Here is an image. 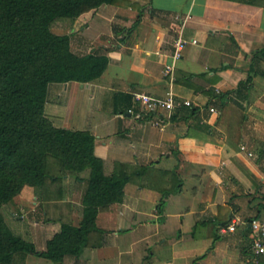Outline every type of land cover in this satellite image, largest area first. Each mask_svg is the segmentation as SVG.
Returning a JSON list of instances; mask_svg holds the SVG:
<instances>
[{
    "label": "crops",
    "instance_id": "crops-1",
    "mask_svg": "<svg viewBox=\"0 0 264 264\" xmlns=\"http://www.w3.org/2000/svg\"><path fill=\"white\" fill-rule=\"evenodd\" d=\"M73 25L72 49H107L109 64L95 81L50 85L47 114L55 123L60 106L74 107L70 97H84L75 129L93 132L106 174L133 175L123 201L100 209L94 246L64 264H251L248 228L222 234L219 226L264 219V0H121L81 13ZM180 35L188 43L173 61ZM170 63L173 82L164 73ZM141 91H173L201 111L160 129L122 111ZM52 190L24 186L13 203L23 214L6 219L39 251L61 223L83 220L77 176L66 174ZM15 264L52 262L28 254Z\"/></svg>",
    "mask_w": 264,
    "mask_h": 264
},
{
    "label": "trees",
    "instance_id": "trees-1",
    "mask_svg": "<svg viewBox=\"0 0 264 264\" xmlns=\"http://www.w3.org/2000/svg\"><path fill=\"white\" fill-rule=\"evenodd\" d=\"M119 1L0 0V264H15L28 254L64 264L82 255L87 246H94L92 234L103 231L97 226L100 209L124 199L133 174L123 169L106 174L104 160L95 153L93 132L57 126L46 112L51 84L95 81L109 64L107 49L75 52L67 29L81 13ZM58 24L66 31H53ZM131 99L126 97L124 113ZM200 111L194 105L182 107L171 119L187 120ZM50 159L58 170L49 168ZM85 170L90 173L82 179L79 174ZM65 174L83 182V220L77 226L61 223L60 231L39 251L10 229L2 208L13 205L24 186L52 190ZM181 183L180 179L175 192L182 189ZM250 259L253 264L251 254Z\"/></svg>",
    "mask_w": 264,
    "mask_h": 264
},
{
    "label": "built area",
    "instance_id": "built-area-1",
    "mask_svg": "<svg viewBox=\"0 0 264 264\" xmlns=\"http://www.w3.org/2000/svg\"><path fill=\"white\" fill-rule=\"evenodd\" d=\"M192 43H197L196 39H192ZM188 43V40L180 35L175 42V48L172 52V60L182 58L183 51ZM174 69L173 63L165 66L164 73L169 76L171 81H174ZM133 106L128 108L127 113L133 116L136 120H143L149 118L151 122L164 129L167 123L171 120L174 113L182 107L192 106L190 99L178 96L173 91H169L166 96H154L146 92H134L133 93ZM211 112H215V108H210ZM241 149H246L245 145H241ZM243 224L248 228L250 232V244L251 255L254 259L264 257V219L252 218V220L240 221L239 219H233L230 223L220 225L219 231L222 234L234 233L237 230V226Z\"/></svg>",
    "mask_w": 264,
    "mask_h": 264
},
{
    "label": "rangeland",
    "instance_id": "rangeland-1",
    "mask_svg": "<svg viewBox=\"0 0 264 264\" xmlns=\"http://www.w3.org/2000/svg\"><path fill=\"white\" fill-rule=\"evenodd\" d=\"M74 26V25H73ZM73 26L72 27H70V28H68L67 29V32H71V30H72V28H73ZM53 31H55V32H57V33H61V32H64V31H66V29H64V27H62L60 24H58V25H55L54 27H53ZM54 84V83H53ZM52 85V84H51ZM56 92L53 90V96H56ZM75 95H77V94H75ZM55 98H57V96L55 97ZM73 97H70V99H68L67 100V102L69 103V102H74V107L72 108V109H69V110H65V107H59L58 109H57V113H55L54 114V116H60L59 117V119L55 122V124L57 125V126H63L64 125V123L62 122V121H64V119L62 120L61 118V116H63V115H65L66 113H68L69 114V116H68V118H66L67 120H68V123H70L69 125H70V127L71 128H76L77 127V125H80L77 121H78V116L81 114V111H82V107L81 106H83V103L86 101V99H84V97H83V99H80V98H77L76 99V97L75 98H73V100H71ZM54 99V98H53ZM53 99H51V101L53 100ZM60 100H63V98L61 97V99ZM59 100V101H60ZM71 103V104H72ZM50 111H51V108L49 107L48 109H46V112L47 113H50ZM52 113V112H51ZM243 114V113H242ZM67 115V114H66ZM61 119V120H60ZM63 127H65V126H63ZM49 168H51V169H54V171H56V170H58V164H56L55 163V161L53 160V159H50V162H49ZM84 172H88V170H85ZM88 174V173H87ZM66 175V174H65ZM65 175L63 176V178L60 180V182L64 179V177H65ZM72 175V174H71ZM73 181H75L74 179L72 180V182ZM2 211H3V213H4V215H5V218L7 219V220H9L8 221V223H10V221H13V220H15V219H18L19 218V216L20 215H22L23 214V212H18L14 207H13V205L12 204H8V205H6V206H3V208H2ZM68 222V221H67Z\"/></svg>",
    "mask_w": 264,
    "mask_h": 264
}]
</instances>
